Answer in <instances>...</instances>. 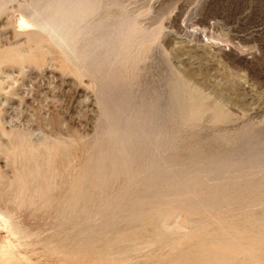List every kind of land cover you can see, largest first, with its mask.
Wrapping results in <instances>:
<instances>
[{"label": "rangeland", "instance_id": "1", "mask_svg": "<svg viewBox=\"0 0 264 264\" xmlns=\"http://www.w3.org/2000/svg\"><path fill=\"white\" fill-rule=\"evenodd\" d=\"M3 1L0 203L25 182L39 232L0 229L18 264H264V0H98L94 18L124 24L102 64L136 124L23 25L31 0Z\"/></svg>", "mask_w": 264, "mask_h": 264}, {"label": "bare ground", "instance_id": "2", "mask_svg": "<svg viewBox=\"0 0 264 264\" xmlns=\"http://www.w3.org/2000/svg\"><path fill=\"white\" fill-rule=\"evenodd\" d=\"M4 1H6V0H4ZM97 3H98V0H31L29 3L22 5V7L24 9H26V11L29 13V15L31 17V19L30 18L29 19L32 21H30V20L27 21L24 18L23 19V25L25 24L26 26L29 27V23L32 22L31 24L33 26H35V32H32L33 34L35 33L37 35H43V34L47 35L48 37H50L51 40L58 42L60 45L65 46L67 49H69V51L74 55V57L76 58L77 61H79L81 63L87 62V65L89 66L88 70H90L94 74L96 82L98 83L100 90H101V93L104 95L105 100L110 101L113 104V116L110 113L108 115V117L111 118V116H112V119H117V118L121 119V117H125V118L130 119L134 124H136V121L134 120V118H131V116L128 114L125 104L122 101H118L114 98L115 86L112 85L110 70L107 66L102 64L104 59L110 58L112 56V53H113L112 51L118 50L121 47H123V42H122L121 38L119 37V34L124 31V24H123V21L121 19H109V18H98L97 19V18H94V14L96 13L97 8H98ZM21 15H22V13H21ZM31 28L32 27H30V29ZM26 29H28V28H26ZM79 41H83V43H84L83 44L84 45L83 50L77 49L76 44H79L78 43ZM95 43H98L102 46L106 45L107 48H104V52H102L100 54V57L98 59L95 57L92 60L90 56H91V52L93 51L92 45ZM96 46L94 48H96ZM111 48H113V49H111ZM93 52H95V50ZM92 55H94V53ZM106 103H108V102H106ZM181 118H183V117H181ZM120 133H121V137H122L123 132H120ZM124 135H125V133H124ZM123 137H125V136H123ZM102 165L104 166V164H102ZM104 171H105V169H104ZM102 173H103V171H102ZM148 173H149V171H148ZM26 190H27V185L25 184V182H22V187L14 195V197L11 200H9L8 202L6 201L7 203L5 202V204L0 203V229H6V228L8 229V227L11 226V228H12L11 231L13 232L14 238H17V239L23 240V241H28L29 239L36 237V240H37V237L39 236V232H31L30 231L31 228L29 229V227L24 223L23 217H22V214L20 211L21 208L28 203V195L26 194ZM188 190H189V188H188ZM10 204H16L19 209L17 210V208H15V209L10 208ZM49 214L50 213H48V216H50ZM127 215H129V214H127ZM52 219H54V218L52 217ZM81 220L85 221L84 219H81ZM81 220L79 219V221H81ZM69 223H67L66 227H68ZM47 224H49V223H47ZM55 224H57V223H55ZM56 226L58 228V225H56ZM44 227H46V226H44ZM61 227H63V226H61ZM40 228L41 227H39V229ZM54 229H55V227H54ZM48 232H49V230H48ZM48 232H47V234H48ZM62 232H64V231H62ZM62 232H60V234ZM53 234H57V233H53ZM158 237H160V236H158ZM50 239H52V238H50ZM56 239H57V237H56ZM132 240H134V239H132ZM59 241H57V242H59ZM49 243H51V242L49 241ZM54 243L55 242L53 241V244ZM57 245H58V243H57ZM126 245H123V246L126 247ZM153 245H151V246H153ZM149 246H150V244H136L133 247L131 246L132 247L131 251H137L141 248H146ZM46 247H48V246H46ZM46 247H44V248H46ZM14 249H15V247L12 243H10V242L7 243L3 238L0 237V264H18L19 257L13 253ZM49 249H50V247H49ZM50 250H52V249H50ZM50 250H48V251H50ZM163 250H165V249H163ZM51 254H53V253H51ZM137 254H139V253H137ZM155 254H153V255H155ZM139 255H141V254H139ZM55 256H57V255H55ZM137 257H138V255H137ZM63 258L66 259V257H63ZM93 259H95V258H93ZM66 260H68V258ZM25 262H27V261H25ZM76 263H77V261H76ZM87 263H89V261L86 262V264ZM93 264H94V262H93Z\"/></svg>", "mask_w": 264, "mask_h": 264}]
</instances>
